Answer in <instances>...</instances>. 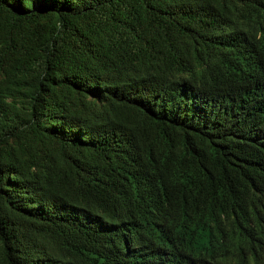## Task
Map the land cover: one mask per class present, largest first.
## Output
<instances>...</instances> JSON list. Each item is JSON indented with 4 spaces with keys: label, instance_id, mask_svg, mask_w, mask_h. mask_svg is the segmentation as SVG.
<instances>
[{
    "label": "trees",
    "instance_id": "trees-1",
    "mask_svg": "<svg viewBox=\"0 0 264 264\" xmlns=\"http://www.w3.org/2000/svg\"><path fill=\"white\" fill-rule=\"evenodd\" d=\"M0 264H264V0H0Z\"/></svg>",
    "mask_w": 264,
    "mask_h": 264
}]
</instances>
